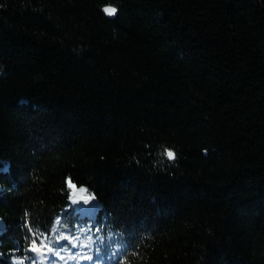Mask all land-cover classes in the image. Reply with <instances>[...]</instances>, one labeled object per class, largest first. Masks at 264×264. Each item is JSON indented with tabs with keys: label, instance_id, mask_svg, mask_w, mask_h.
I'll list each match as a JSON object with an SVG mask.
<instances>
[{
	"label": "trees",
	"instance_id": "16d2710c",
	"mask_svg": "<svg viewBox=\"0 0 264 264\" xmlns=\"http://www.w3.org/2000/svg\"><path fill=\"white\" fill-rule=\"evenodd\" d=\"M33 241L264 264V0H0V264Z\"/></svg>",
	"mask_w": 264,
	"mask_h": 264
},
{
	"label": "snow or ice",
	"instance_id": "6c2138e0",
	"mask_svg": "<svg viewBox=\"0 0 264 264\" xmlns=\"http://www.w3.org/2000/svg\"><path fill=\"white\" fill-rule=\"evenodd\" d=\"M103 12L108 16V17H114L117 15L118 9L117 7L114 6H107L103 8ZM167 155V157L169 159L174 160L176 158L175 153L173 151H167L165 153ZM81 191H86L85 189H80ZM96 200L95 196H89L86 199H83V204L84 205H90L92 201ZM80 201L78 200H73V204H79ZM56 223H60L59 220L56 221ZM45 230H47V228H45ZM51 231L53 233L56 232L55 228H52ZM57 239H60V237H57ZM45 247H47V253H53V257L49 260V264H57L56 262V257L59 258L60 261H64L65 260V256L61 255V252L59 250H57V248H63L65 247V245L63 244H57L56 247H51V246H47L45 245ZM74 247V246H73ZM30 251L32 253H39L40 257L48 259V257L46 256V253L43 251V249L41 247H37L35 241H33V245L30 249ZM84 259H88L91 260L92 257H83ZM71 259H76V256H72ZM29 264H40V261L37 259V257L32 256L29 259Z\"/></svg>",
	"mask_w": 264,
	"mask_h": 264
},
{
	"label": "rangeland",
	"instance_id": "374dc122",
	"mask_svg": "<svg viewBox=\"0 0 264 264\" xmlns=\"http://www.w3.org/2000/svg\"><path fill=\"white\" fill-rule=\"evenodd\" d=\"M80 202H81L82 207H83L85 210L88 211V214H89V215H92V214H93V211H94V209H95V204H93V203L91 202L90 205H84V204H83V198L80 200ZM31 253H32V252H31ZM32 254H33L35 257H37V259L40 261V264H49V260L40 257V254H39V253H32ZM63 264H65V263H63Z\"/></svg>",
	"mask_w": 264,
	"mask_h": 264
},
{
	"label": "water",
	"instance_id": "95a60500",
	"mask_svg": "<svg viewBox=\"0 0 264 264\" xmlns=\"http://www.w3.org/2000/svg\"><path fill=\"white\" fill-rule=\"evenodd\" d=\"M117 15H118V12H117ZM117 15L116 16H114V17H108V18H110V19H115L116 17H117ZM83 199H86V198H83Z\"/></svg>",
	"mask_w": 264,
	"mask_h": 264
}]
</instances>
